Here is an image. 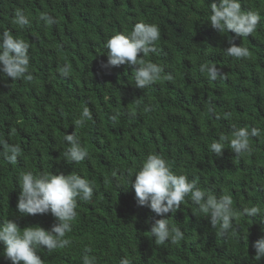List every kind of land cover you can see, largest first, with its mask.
I'll return each instance as SVG.
<instances>
[{"label": "trees", "instance_id": "trees-1", "mask_svg": "<svg viewBox=\"0 0 264 264\" xmlns=\"http://www.w3.org/2000/svg\"><path fill=\"white\" fill-rule=\"evenodd\" d=\"M213 2L219 0L199 5L197 0H0V32L8 30L30 43L34 77L13 81L0 73V139L22 148L15 164L0 159V221L13 220L21 229L50 230L55 224L51 213L18 212L21 171L82 174L96 187L92 201L76 209L66 234L71 244L51 252L41 248L42 260L82 264L87 247L99 264H120L124 257L132 264H264V257L255 260L254 244L264 236L259 215L240 216L237 233L221 236L210 217L186 198L167 214L173 226L184 229L185 238L158 246L151 225L164 217L138 206L128 185V169L139 168L155 153L174 173L195 179L211 194H230L237 210L264 207V0H241L242 9L261 15L257 31L243 38L212 28L207 19ZM17 8L28 15L30 27L11 22ZM42 12L57 23L45 26L38 19ZM141 21L161 31L158 53L145 59L173 77L145 89L134 85L136 66L105 67L107 39L130 33ZM229 41L247 47L251 58L225 55ZM203 63H215L227 79L210 82L200 73ZM65 64L71 65L68 77L57 72ZM85 106L93 120L76 132L89 156L76 164L66 159L69 145L63 138L75 131L72 122ZM209 107L215 112L209 113ZM225 112L230 119L223 118ZM232 124L262 129L260 137L252 138L253 152L236 158L225 148L215 157L210 144L222 133L230 136ZM0 264L11 262L0 258Z\"/></svg>", "mask_w": 264, "mask_h": 264}, {"label": "clouds", "instance_id": "clouds-1", "mask_svg": "<svg viewBox=\"0 0 264 264\" xmlns=\"http://www.w3.org/2000/svg\"><path fill=\"white\" fill-rule=\"evenodd\" d=\"M202 3L204 0H197L198 5ZM209 8L211 14L207 20L212 28L220 33L231 31L236 37H249L257 31L261 22L260 12L242 9L241 0H219L218 3L213 2ZM38 19L43 21L45 26L57 23L56 18L47 12L40 13ZM11 22L20 29L31 26L28 15L21 8L15 9ZM160 39L161 31L157 24L143 21L135 23L130 33H117L107 39L105 67L136 66L133 70L134 85L139 89H145L162 79L172 80L171 74H163L164 69L161 65L145 59L149 54L158 53L156 43ZM229 43L230 46L223 50L225 55L236 60L251 58V52L247 47L242 44L237 46L231 41ZM30 47L29 42L12 35L10 31L0 32V73L12 78L13 81L23 79L32 82L34 77L30 71ZM199 70L201 74H207L210 82L227 79V73L215 63H203ZM57 72L60 76L68 77L71 75V65L58 67ZM208 111L214 113L215 109L209 107ZM216 118L221 117L217 114ZM223 118L230 119L231 113L225 112ZM112 119L115 120L116 117ZM92 120V112L85 106L79 117L72 122L75 131L72 134H64L63 139L69 145L64 155L69 162L79 164L89 156L76 129L86 127L87 122ZM231 129L230 136L222 133L210 144V151L215 157H220L225 148H230L236 154V158L251 154L252 138L260 137L262 131L259 126H251L249 129L248 126L237 127L236 124H232ZM21 152L19 144H10L7 140L0 139V159L15 164ZM113 175L116 173L113 172ZM127 179L128 185L135 191L138 206L147 207L157 216L164 217L156 219L151 225L150 233L158 246L178 244L185 238L184 229L173 226L167 214L176 212L186 198L198 207L199 212L210 217L213 229H217L221 236L237 233L235 225H238L240 216L251 218L259 215L264 221V207L253 205L237 210L233 206V197L230 194L222 192L217 196L211 194L210 189H202L195 179L190 180L185 174L174 173L168 161L160 154L150 153L139 168L128 169ZM18 182L21 188L18 212L21 215L51 213L55 224L50 230L39 226L21 229L13 220L0 221V258L3 262L9 261L11 264H49L46 259L42 260L38 254L39 250L44 248L51 252L64 249L71 244L66 234L72 231L73 222L78 215L76 209L78 205L92 201L96 187L91 181L83 178L82 174H35L30 170L21 171ZM203 243L207 246L205 240ZM254 248L256 262L261 261L264 257V236L255 242ZM90 252L91 249L86 247L82 264H99L94 255H89ZM120 264L132 262L124 257L121 258Z\"/></svg>", "mask_w": 264, "mask_h": 264}]
</instances>
